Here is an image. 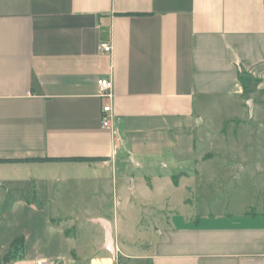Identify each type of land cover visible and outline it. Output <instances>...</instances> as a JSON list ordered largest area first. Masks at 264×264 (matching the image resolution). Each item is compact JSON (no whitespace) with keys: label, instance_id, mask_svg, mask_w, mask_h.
I'll list each match as a JSON object with an SVG mask.
<instances>
[{"label":"crops","instance_id":"0c3cea01","mask_svg":"<svg viewBox=\"0 0 264 264\" xmlns=\"http://www.w3.org/2000/svg\"><path fill=\"white\" fill-rule=\"evenodd\" d=\"M99 79L115 93L107 129ZM263 100L264 0H0V258L21 239L10 264H264V201L168 216L143 254L119 220L140 205L134 171L184 167L174 184L203 191L244 169L249 140L226 138Z\"/></svg>","mask_w":264,"mask_h":264},{"label":"rangeland","instance_id":"374dc122","mask_svg":"<svg viewBox=\"0 0 264 264\" xmlns=\"http://www.w3.org/2000/svg\"><path fill=\"white\" fill-rule=\"evenodd\" d=\"M221 112V115H223L224 108ZM245 121L249 124L248 129L243 127L245 129L242 131L241 128H237L241 134L235 138L228 136L226 139L232 142L231 145H234L236 150H241L237 143L238 140L242 143L245 139L249 140V147L243 152H237L244 153L242 155L247 159L248 164L244 166V169L241 170L237 167V170L231 171V173H229L228 169L222 171L220 173L221 182L217 183L216 180V183L212 186H205L203 191L200 189L197 180L192 178H184L180 180L178 185L174 184L172 175H177L181 170H185L184 167L177 169L173 173L167 172L161 167L153 171H134L137 185L135 192L131 195V202L140 203V205H138L137 211L135 209L123 210L120 214L122 216L119 217L127 241L135 247L131 246L133 253L143 254L145 247L148 249V243L152 242L153 237L158 238V234L152 231L153 226H160L161 224L158 225L160 220L162 223L165 218L173 214L184 217L188 214L217 213L220 209L227 212L229 205H236L238 210H240L248 206H257V204L259 205L260 202L264 201V100L254 114L251 112L247 114ZM232 126L231 122L225 126L226 133L232 129ZM230 155L233 156L234 154ZM235 158L239 159L240 157ZM153 174L155 176L151 178L150 183L143 177V175L152 176ZM160 177H164L167 180L159 179ZM183 184L190 187L191 191L181 189L185 187ZM192 188L198 189L199 193L196 191L193 193ZM216 189H219L220 192L216 193ZM150 203L163 206L164 209L167 206L172 212H159L157 213L159 216H157L156 213L153 214L143 208V206ZM124 259L119 255L120 262L123 261L125 263ZM135 264L143 263L135 261Z\"/></svg>","mask_w":264,"mask_h":264},{"label":"built area","instance_id":"2783aa9c","mask_svg":"<svg viewBox=\"0 0 264 264\" xmlns=\"http://www.w3.org/2000/svg\"><path fill=\"white\" fill-rule=\"evenodd\" d=\"M100 49L105 53L111 52V45L108 41H102L100 43ZM98 97L103 101L100 111V123L102 128L107 129L110 127V121L112 118L111 104L115 98L113 90V83L110 79H99L97 81ZM37 264H53L51 260L41 259Z\"/></svg>","mask_w":264,"mask_h":264},{"label":"trees","instance_id":"16d2710c","mask_svg":"<svg viewBox=\"0 0 264 264\" xmlns=\"http://www.w3.org/2000/svg\"><path fill=\"white\" fill-rule=\"evenodd\" d=\"M4 162H19L14 160H3ZM25 161H33L32 159L25 160ZM36 162H58V161H80V162H89L93 161V159L89 158H81V159H51V158H39L35 160ZM22 246V240L18 239L14 241L11 246L9 247L8 251L4 256L0 258V264H10L12 261H14L17 257V252L20 251Z\"/></svg>","mask_w":264,"mask_h":264},{"label":"water","instance_id":"95a60500","mask_svg":"<svg viewBox=\"0 0 264 264\" xmlns=\"http://www.w3.org/2000/svg\"><path fill=\"white\" fill-rule=\"evenodd\" d=\"M97 224H100L104 230H105V242H106V248H108V250H110L111 252H113V247H112V231H111V227L109 222L102 220V219H98L94 221Z\"/></svg>","mask_w":264,"mask_h":264}]
</instances>
